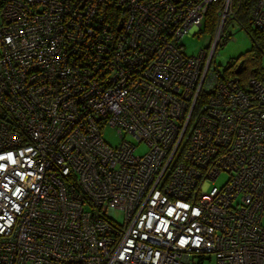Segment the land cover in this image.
Masks as SVG:
<instances>
[{"label": "built area", "instance_id": "2783aa9c", "mask_svg": "<svg viewBox=\"0 0 264 264\" xmlns=\"http://www.w3.org/2000/svg\"><path fill=\"white\" fill-rule=\"evenodd\" d=\"M239 1L0 0V264H264V83L211 65Z\"/></svg>", "mask_w": 264, "mask_h": 264}, {"label": "rangeland", "instance_id": "374dc122", "mask_svg": "<svg viewBox=\"0 0 264 264\" xmlns=\"http://www.w3.org/2000/svg\"><path fill=\"white\" fill-rule=\"evenodd\" d=\"M225 32L229 33L228 39L222 44L219 42L214 49L211 65L221 72L223 69L235 65L236 59L246 51L254 48L258 51L256 45L253 43L247 33L236 23L230 21L225 27ZM181 50L186 55H196L199 50H209L211 45V36L205 32L197 33L194 36H184L181 39ZM262 54V53H260ZM261 71L264 76V55L260 56ZM101 138L110 146H115L119 142V138L114 129L104 126L100 129ZM146 147L143 144H138L134 150L135 154H141ZM226 179V174L220 173L217 178L212 181L215 186H220ZM113 216L121 219V213L115 211Z\"/></svg>", "mask_w": 264, "mask_h": 264}, {"label": "trees", "instance_id": "16d2710c", "mask_svg": "<svg viewBox=\"0 0 264 264\" xmlns=\"http://www.w3.org/2000/svg\"><path fill=\"white\" fill-rule=\"evenodd\" d=\"M253 2L254 0H240L239 5L235 11L234 17L227 21V23L230 21H235L236 23H238V25L247 33V35L251 38V40L258 49V51H256L254 50V48H251L236 59L235 65H232L222 70V77L228 75L236 76L241 84H244L246 80L251 77L257 78L258 80L264 83V76L260 66V56L262 54L264 55V29H258L251 25L250 14ZM235 6L236 4H234V7ZM216 7L217 4L214 3L207 8L204 17H202L201 25L197 33L205 32L210 36L213 35L217 21L215 16ZM224 33L225 36L219 40V42H221L222 44L228 39L229 36V33L225 32V29ZM239 62V71L238 73H234L235 67Z\"/></svg>", "mask_w": 264, "mask_h": 264}, {"label": "water", "instance_id": "95a60500", "mask_svg": "<svg viewBox=\"0 0 264 264\" xmlns=\"http://www.w3.org/2000/svg\"><path fill=\"white\" fill-rule=\"evenodd\" d=\"M239 68H240V62L236 65L234 73H238Z\"/></svg>", "mask_w": 264, "mask_h": 264}]
</instances>
